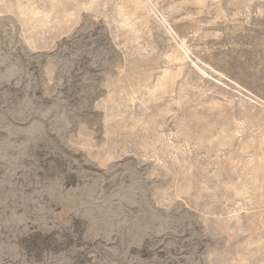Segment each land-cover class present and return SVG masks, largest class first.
<instances>
[{"label": "rangeland", "instance_id": "rangeland-1", "mask_svg": "<svg viewBox=\"0 0 264 264\" xmlns=\"http://www.w3.org/2000/svg\"><path fill=\"white\" fill-rule=\"evenodd\" d=\"M0 264H264V0H0Z\"/></svg>", "mask_w": 264, "mask_h": 264}]
</instances>
